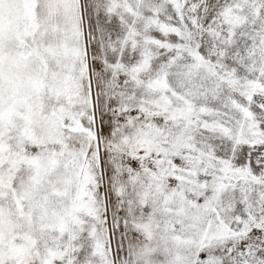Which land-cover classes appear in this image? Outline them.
Masks as SVG:
<instances>
[{"label": "snow or ice", "instance_id": "obj_1", "mask_svg": "<svg viewBox=\"0 0 264 264\" xmlns=\"http://www.w3.org/2000/svg\"><path fill=\"white\" fill-rule=\"evenodd\" d=\"M0 264H264V0H0Z\"/></svg>", "mask_w": 264, "mask_h": 264}]
</instances>
